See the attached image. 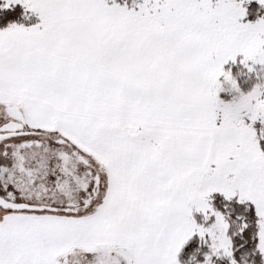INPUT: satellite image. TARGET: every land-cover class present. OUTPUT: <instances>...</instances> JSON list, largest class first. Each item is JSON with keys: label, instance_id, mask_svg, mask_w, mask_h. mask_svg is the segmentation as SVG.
Here are the masks:
<instances>
[{"label": "snow or ice", "instance_id": "obj_1", "mask_svg": "<svg viewBox=\"0 0 264 264\" xmlns=\"http://www.w3.org/2000/svg\"><path fill=\"white\" fill-rule=\"evenodd\" d=\"M0 264H264V0H0Z\"/></svg>", "mask_w": 264, "mask_h": 264}]
</instances>
